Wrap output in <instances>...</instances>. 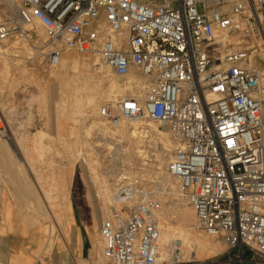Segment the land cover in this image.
<instances>
[{
	"label": "built area",
	"instance_id": "obj_1",
	"mask_svg": "<svg viewBox=\"0 0 264 264\" xmlns=\"http://www.w3.org/2000/svg\"><path fill=\"white\" fill-rule=\"evenodd\" d=\"M202 5L203 10L198 9ZM0 17V43H34L46 31L51 67L62 52L97 56L126 81L146 82L143 97L105 102V126L150 120L175 143L168 173L193 207L197 228L238 252L229 264H264V91L249 51H227L257 21L264 0H17ZM117 207L97 232L105 264H182L177 246L160 261V203L119 180ZM199 264H218L199 263Z\"/></svg>",
	"mask_w": 264,
	"mask_h": 264
},
{
	"label": "rangeland",
	"instance_id": "obj_2",
	"mask_svg": "<svg viewBox=\"0 0 264 264\" xmlns=\"http://www.w3.org/2000/svg\"><path fill=\"white\" fill-rule=\"evenodd\" d=\"M198 9L202 11V5H199ZM259 25L264 27V19ZM259 25L256 21L253 25L249 24L247 30H238L236 33L234 32L230 37L231 40H241L242 43L240 45L230 43L227 51H249V54L254 56V67L262 75L264 80V40ZM40 30L41 29H38L36 26L33 37L36 38L37 41V44L36 42L34 44L41 47V54H37V52L34 53L33 50L36 51L37 49L32 47L33 45H30L31 43L29 42L19 43L17 45L19 47L14 50H11L12 48L10 47L14 46L17 43L16 41L0 43V46H2L4 50H11L7 56L0 55V125L6 128L7 134H9L10 130H14L9 127L13 128L15 126L18 130L30 126L31 129L35 130H49L51 132L62 133L63 135L70 134L69 136L73 137V141H68V147L72 145V154L58 155L60 158L58 161L62 164V162L65 163L66 160L68 162L67 166L73 167L76 185L74 187L75 198L78 200V205L82 206V203L87 202L92 209H98L101 207L104 216V202L99 197V187L93 184L89 168L83 163V157L88 158V153L91 152V162L96 163L95 167L97 173L101 176L103 181L108 180V177L106 176L107 170L114 165L113 157L108 154V149L103 146V140L97 139V134H93L92 136L88 134L85 114H77L75 112L77 111L79 104L76 96L73 94L74 90L70 91L67 85L70 80L74 81L71 86L75 89L77 87L75 81L79 82V80H82V76L91 75L94 87H98L96 86L97 84L100 85L98 87V93H96L97 95L106 88L105 80L100 73H98V69L95 66H92L94 65V56L83 54L76 50L66 54H64L63 51L61 57V60L68 57H80L79 61L81 66L76 72L72 71L71 66L65 70H62L61 68L53 69L49 64V57L47 55L49 47L46 48L45 45L42 46L47 40L45 39L47 38L45 37L46 31L43 30L45 31L43 35L39 32ZM31 49L33 53L30 52ZM30 53H32V55ZM85 56L89 58V67H82V64L85 63ZM34 69L42 70L41 80L36 82L33 80V78H35L33 75ZM40 81L41 85L39 84ZM59 86L62 90L57 92ZM262 89L264 91V84ZM87 95L88 93L80 92L78 93V98L85 101ZM97 96L99 97V95ZM120 142L122 143L123 141L121 140ZM123 145H125V143ZM147 150L148 153L145 160L138 157L132 161V165L126 164L127 162L123 163L125 169L124 173L126 175L122 177V179H125V182H133L137 184V187L145 189L153 199L154 191L159 190L161 186L159 184V175L157 173L159 168L158 156L161 151V144H154L152 146L148 145ZM40 158L44 159L46 156H41ZM131 159L129 158L128 160ZM164 171L167 172L166 167L164 168ZM119 178L121 179V177H118L115 180L116 183ZM82 179L88 184L86 187L87 193L84 197L81 195L82 187L80 186V183ZM115 190L116 189H113V192H115ZM50 204L51 206H58L59 203L50 202ZM52 209L54 210L55 208ZM59 210L60 208H58V211ZM191 215L194 217L193 212ZM105 220H107V218L102 217L99 220L100 224ZM93 221L94 219L92 215L88 222L92 224ZM39 222L44 223L46 226L52 225L55 228L57 232L56 236L60 241L62 238H66L65 230L61 224H58L57 218H41L39 219ZM196 226L195 223V228H193L195 232H201ZM171 243H175L177 248L182 251L184 257V259H182V264L212 262L229 264L231 261L239 259L238 252L228 249L226 245L218 253H214L210 249L199 247L195 243L189 245L180 244L177 243V241H172ZM170 244L167 247V251H170ZM193 249L196 251V256L193 254ZM99 250H102V246H99ZM98 260V262L101 261L100 264H104L100 257Z\"/></svg>",
	"mask_w": 264,
	"mask_h": 264
},
{
	"label": "crops",
	"instance_id": "obj_3",
	"mask_svg": "<svg viewBox=\"0 0 264 264\" xmlns=\"http://www.w3.org/2000/svg\"><path fill=\"white\" fill-rule=\"evenodd\" d=\"M33 75L35 82L41 80L42 70L34 69ZM10 129L8 145L0 144V264H98L101 207L78 205L73 167L58 161V155L72 154L68 141L73 137L30 126ZM87 185L82 179V197ZM41 218H57L68 241H60Z\"/></svg>",
	"mask_w": 264,
	"mask_h": 264
},
{
	"label": "bare ground",
	"instance_id": "obj_4",
	"mask_svg": "<svg viewBox=\"0 0 264 264\" xmlns=\"http://www.w3.org/2000/svg\"><path fill=\"white\" fill-rule=\"evenodd\" d=\"M16 4L17 0H0V17L7 16L9 18H12L16 16ZM263 19L264 15L259 13L257 16L258 25L262 22ZM236 22L239 29L242 30L244 29V27H246L245 20L238 19ZM34 23L38 27V29H41L39 32L43 34L45 31H43L44 29L42 28V26L38 22ZM250 23L253 25L252 21ZM259 29L261 30L264 40V27H261L259 25ZM45 37H47V34ZM230 37L231 35L227 36V34L222 36V38H229L228 41L230 43H234L235 45H240L242 43L241 40L233 41ZM18 44L19 43H16L14 46H11V50L17 49V47H19L17 46ZM11 50H4L3 47L0 46V55L7 56ZM40 50L33 51L34 53L37 52L38 54L40 53ZM33 51L32 49L30 50V52L32 53ZM65 51L73 52V50ZM32 53L30 54L32 55ZM86 56L84 57L85 63L82 64V67H89V58ZM79 58H63L57 68H52H61L62 70H65L71 66L72 71L76 72L81 66ZM249 60L250 65L255 68L254 56H250ZM92 66H95L98 69V73H100V75L104 78L106 84V88L102 92L97 94L99 95V97L96 95V93H98L97 91L100 85L97 84L96 86L98 87H94V85L92 84L91 75L82 76V80H79V82L75 81V84L77 83V87L75 89H73V86H71L73 85L72 83H74V81L70 80L67 86L70 91L74 90L73 94L76 96L77 102L79 104V107L75 112L77 114H85L88 134L90 136H92L93 134H97V139L103 140V146L108 149V154L113 157L114 165L108 168L106 175L108 177V180L106 181H103L101 176L97 173L95 167L96 163L91 162V152L88 153L89 159L87 157H83V163H85L89 168L93 184L99 187L98 194L100 199H102V201L104 202L105 215L103 217L109 219V217L111 216V209L114 206H117L115 194L118 189V183H116L115 180L118 177H121V179L119 178V180H123L122 177L126 175L124 173L125 169L123 163L127 162L126 164L132 165V161H134L138 157L145 160L147 158L148 145L152 146L154 144H161V151L158 156L159 168L157 172L159 175V184L161 186L159 190L154 191L153 196V199L155 201H158L161 205L159 211L156 213V217L160 227V261L165 262L171 259V252L174 250V246H176L175 243H171L172 241H177V243L186 245L195 243L199 247H206L212 252L218 253L223 247H225L224 241H222L221 237L219 236L211 237L206 235L202 231V233L199 231L198 233L197 231L195 232L193 228H195V223L197 225V221L193 207L181 194L177 181L168 173V170L167 172L164 171V168L168 167V161L171 158L172 152L175 147L172 136L169 130L165 129V125H161L160 123L150 120H142L133 123H123L117 128H111L109 126H105L103 121L99 117L100 107L107 101H113L119 98H125L127 96L136 98L143 97V95L145 94V87L147 83L144 82L141 78H137L134 76L128 77L126 81L121 80L119 77L115 76L111 72V70L102 66L99 63L97 56H94V65ZM262 83L264 84V80L262 81ZM60 90H62V88L59 86L57 92H59ZM80 92L88 93L85 101H83L81 98H78V93ZM262 113L264 119V106L262 108ZM6 134V128L0 125V142H2L0 144L8 145V141L5 138L8 134ZM121 140L123 141V144L125 143V145L120 142ZM129 158L132 159L128 160ZM113 189H116L115 192H113ZM192 212L194 214V217H192L191 215ZM98 243L101 246L99 240ZM169 244L170 251H167V247ZM192 251L196 256V251L194 249ZM179 253L182 255L181 257H183L182 251H180ZM99 256L103 263L104 260L102 256V250H100ZM100 263L101 261L98 262V264Z\"/></svg>",
	"mask_w": 264,
	"mask_h": 264
}]
</instances>
